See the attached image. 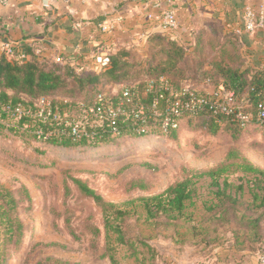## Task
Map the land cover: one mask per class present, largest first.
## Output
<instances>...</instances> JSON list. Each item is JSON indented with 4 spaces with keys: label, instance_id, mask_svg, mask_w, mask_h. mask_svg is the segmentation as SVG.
Masks as SVG:
<instances>
[{
    "label": "trees",
    "instance_id": "16d2710c",
    "mask_svg": "<svg viewBox=\"0 0 264 264\" xmlns=\"http://www.w3.org/2000/svg\"><path fill=\"white\" fill-rule=\"evenodd\" d=\"M154 37V35H152ZM199 36V35H198ZM161 45V40L154 37ZM194 44V51L186 55L184 48L166 42L153 50L144 60L135 59L125 48L109 52L108 61L99 71L84 70L69 63H58L47 59L31 57L28 60H7L0 56V141L19 140L34 153H42L48 148H78L91 145H107L120 138L128 139L153 137L174 141L180 130L189 124L203 128L207 134L215 135L234 130L245 129L250 124L264 128V122L257 118V104H264V69L250 70L238 67H190L189 63L201 66L206 57L203 55L201 37ZM157 46V45H156ZM222 56L215 55L216 64L223 61ZM217 56V57H216ZM189 60H191L189 62ZM181 62L185 67H178ZM142 65L148 75L133 82L126 81L131 69ZM221 77L215 82L214 77ZM83 87L91 85L86 98L72 99L60 97V93L69 83ZM201 80L208 82L211 91L189 85V81ZM190 82V83H191ZM151 85L150 89L148 85ZM119 85L116 91H108ZM130 88V102H122V86ZM73 87L75 85H72ZM220 90L233 92L231 112L226 114L211 107L216 99L215 93ZM102 93L101 100L96 99ZM202 96L206 103L187 108L192 97ZM40 100L44 104H40ZM178 101L177 113L174 112V102ZM122 102V104H120ZM47 103V104H46ZM102 103L119 109L115 117V131L108 119L97 122L93 117H84L82 105ZM20 108V116L16 118L15 108ZM50 112L45 118L38 116V111ZM141 109V113H138ZM237 111L249 116L242 124L235 118ZM75 115V116H74ZM78 115V117H76ZM166 119L174 121L175 126L168 125L163 130ZM75 122H81L83 130L78 136L72 133ZM146 139V138H145ZM104 147V146H102ZM238 164L234 172L235 179H228L222 172L227 167L208 170L199 176L209 180L212 197L210 205L205 207L213 221L230 231L234 239L241 243L260 242L264 245V170L247 163ZM199 178V177H198ZM234 181H238L234 183ZM73 182L81 192L90 197L101 211L102 221L99 225H90L92 232L103 239L101 260L109 264H118L114 257L116 252L124 247L131 253L140 252L137 247L147 246L139 234H126L122 227L113 223L118 218L134 214L135 209H122L113 202L104 201L103 197L93 189L74 178ZM137 185L145 194L136 197L132 203H138L140 220H152L158 225L159 218L170 220L189 218L188 208L195 200V184L192 178L184 177L168 184L162 191L148 194L152 184L139 181ZM9 191L0 194L5 203H0V217H6L4 235L1 239L0 264H14L16 259L8 254L9 243L17 244L23 231V224L11 223L7 216L10 208L4 205L13 204ZM247 196V197H246ZM138 201V202H137ZM19 248V246H18ZM13 250V246L10 247ZM10 250V251H11ZM12 252V251H11ZM19 258V257H18ZM59 264L58 259H53ZM50 259L38 261L35 264H48ZM60 264H77L61 261Z\"/></svg>",
    "mask_w": 264,
    "mask_h": 264
},
{
    "label": "rangeland",
    "instance_id": "374dc122",
    "mask_svg": "<svg viewBox=\"0 0 264 264\" xmlns=\"http://www.w3.org/2000/svg\"><path fill=\"white\" fill-rule=\"evenodd\" d=\"M145 69L142 65L131 69L126 81L146 77ZM119 87L107 90L116 91ZM89 90L91 85L79 87L71 80L58 94L80 99L86 98ZM234 131V135L230 134L231 129L210 135L203 128L189 124L174 141L129 137L107 145L48 148L38 154L19 140L0 141V194L9 191L7 196L10 194L13 205H4L10 208L7 216L14 225L23 224L13 250L10 244L16 238L8 244V254L17 258L15 264H35L46 259H50L48 264H54L53 259L60 263L101 264L99 256L104 241L90 229V225L101 223V211L81 192L74 178L101 195L104 201L122 209H135L134 214L112 221L131 235L140 232L144 235L150 230L137 215L139 204L132 203L145 194L137 186L139 181L152 184L153 192L158 193L175 180L192 178L196 181L195 200L188 211H193L196 225L203 233L213 225L209 223L211 214L205 210L210 205L212 189L209 180L199 175L225 166L223 175L233 180L240 175L234 173L239 170L236 163L264 170V128L253 123ZM5 200L0 198V203ZM5 219L0 217V248ZM224 234L220 232V236ZM141 248L138 246V251Z\"/></svg>",
    "mask_w": 264,
    "mask_h": 264
},
{
    "label": "crops",
    "instance_id": "0c3cea01",
    "mask_svg": "<svg viewBox=\"0 0 264 264\" xmlns=\"http://www.w3.org/2000/svg\"><path fill=\"white\" fill-rule=\"evenodd\" d=\"M263 5L264 0H9L1 9L0 56L10 61L33 56L93 70L98 58L118 48L144 60L151 50L172 41L189 55L201 37L206 61L201 66L189 63L190 67L260 70L264 69V28L247 33L242 19L246 6ZM165 9L174 10L177 25L159 33L154 18ZM104 22L111 24L109 32L101 31ZM152 35L161 40L160 46ZM222 52L223 61L216 64L215 55ZM178 67L185 66L179 62ZM190 82L211 91L208 82ZM152 189L148 194H154ZM193 214L190 210L189 218L176 220L161 217L158 225L145 220L143 225L150 230L141 236L147 246L137 254L122 247L114 256L118 264H258L264 254L262 243L236 241L211 217L207 221L213 225L202 233ZM101 264L109 261L102 259Z\"/></svg>",
    "mask_w": 264,
    "mask_h": 264
},
{
    "label": "built area",
    "instance_id": "2783aa9c",
    "mask_svg": "<svg viewBox=\"0 0 264 264\" xmlns=\"http://www.w3.org/2000/svg\"><path fill=\"white\" fill-rule=\"evenodd\" d=\"M9 3V0H0V18H1V9L5 6H7ZM151 17V15H149ZM155 20V26L154 30L159 33H166L171 30H173L176 25V15L173 9H165L158 13V15L154 18ZM242 25L243 29L247 33H255L258 29L264 28V5L258 8H253L251 6H246L243 10V19H242ZM101 31L103 32H109L111 30V24L109 22H104L100 26ZM108 61L107 56L100 57L97 59L96 67H94V71H99L103 66L106 65ZM151 85H148L147 89H150ZM131 90L127 86H122V97L124 98L122 102H130L131 100ZM216 99L212 101L211 107L224 112L226 114L231 112V105L233 103V92L230 90H220L218 93H215ZM104 97L102 93L98 94L96 99L101 100ZM40 104H44L43 100L39 101ZM122 102L120 104H122ZM206 100L202 96L198 97H192L189 101V103L186 105L187 108L192 109L195 105L200 106L202 104H205ZM47 104V103H46ZM179 102H174V112L177 113V107ZM82 109L84 112V117H93L97 122H101L103 119H108L109 124L112 126L113 130L115 131L114 123H115V117L117 112H119V109H114L110 105H104L102 103H94L91 105H82ZM20 108L14 109V114L16 115V118L20 116ZM141 109H138V113H141ZM50 112L47 111L44 112L43 108H40L38 111V116H41L45 118L47 115H49ZM257 118L264 122V104L258 103L257 104ZM235 118L240 121L242 124L246 123L249 120V116L246 114H243L240 111H237L235 113ZM173 123V124H172ZM172 124L175 126L174 121L170 119H166L163 124V130H166L168 125ZM81 122H75L72 127V133L76 136H78V131L83 130L81 128ZM258 264H264V254L260 255L258 258Z\"/></svg>",
    "mask_w": 264,
    "mask_h": 264
}]
</instances>
